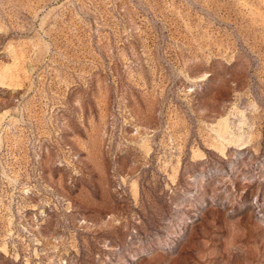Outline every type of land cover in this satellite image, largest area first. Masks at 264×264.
I'll return each instance as SVG.
<instances>
[{
  "label": "rangeland",
  "instance_id": "1",
  "mask_svg": "<svg viewBox=\"0 0 264 264\" xmlns=\"http://www.w3.org/2000/svg\"><path fill=\"white\" fill-rule=\"evenodd\" d=\"M0 264H264V0H0Z\"/></svg>",
  "mask_w": 264,
  "mask_h": 264
}]
</instances>
